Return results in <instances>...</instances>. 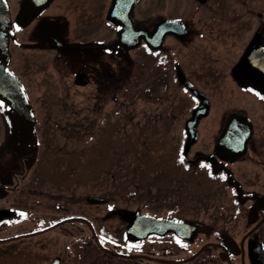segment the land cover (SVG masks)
Segmentation results:
<instances>
[{"label": "rangeland", "instance_id": "rangeland-1", "mask_svg": "<svg viewBox=\"0 0 264 264\" xmlns=\"http://www.w3.org/2000/svg\"><path fill=\"white\" fill-rule=\"evenodd\" d=\"M109 1L54 0L46 10L59 14L62 25L80 32L78 38L85 39L84 45L93 41V45H87L89 50L82 46L63 53L47 47L22 50L10 45L8 63L25 83L36 115L35 155L28 158L26 169L27 174L39 177L38 189L48 195L42 196L38 211L53 213L54 197L61 194V199L69 200L67 209L72 206L75 212L77 196L97 193L109 203L114 202L115 213L106 209L104 202L93 206L87 201L86 209L108 218L112 228L123 229L128 224V213L142 209L191 220L208 219L218 227L225 217L234 221L241 216L235 226L236 233L241 234L245 230L241 224L243 205L239 203L240 191L245 193L243 184L264 183V157L258 161L254 153L264 140V104L256 94L245 90L247 87L241 89L239 83L245 78L234 80L231 73L240 72L245 55L241 50L255 25L264 22V0H225L226 10L246 9L242 15L245 26L236 37L224 38L226 47L210 45L207 19L213 0L204 4L196 0H140L133 11L137 24L152 28L162 16H176L190 28L185 37L167 35L170 64L165 61L167 55L157 50L155 60L148 58L143 65L137 64L145 53L143 43L121 53L109 50L116 35L105 15ZM175 58L212 103L208 116L199 121L197 141L186 153L184 126L197 98L171 75L174 71H169L166 86H156L154 93L148 88L157 71L168 70L167 66L174 69ZM86 62L85 69L92 77L94 71L102 69V88L91 80L75 83L73 71ZM248 79L255 81L252 76ZM3 103L13 127L8 141L18 146L17 116L11 106ZM235 108L254 118L257 131L248 152L225 163L229 177L222 180L218 173L213 174L214 167L203 162L211 159L216 137ZM3 132L0 115V154L7 155ZM22 177V186L27 187L29 176ZM235 182L242 190H235ZM29 221L24 222V229L32 225ZM67 227L43 233L39 239H25L10 248L1 246L0 264H45L55 252L66 254Z\"/></svg>", "mask_w": 264, "mask_h": 264}, {"label": "flooded vegetation", "instance_id": "flooded-vegetation-1", "mask_svg": "<svg viewBox=\"0 0 264 264\" xmlns=\"http://www.w3.org/2000/svg\"><path fill=\"white\" fill-rule=\"evenodd\" d=\"M41 1L8 0L10 15L7 20L3 21L2 18L0 19V34L6 37L9 49L10 45L14 44L22 50L47 47L52 50L59 49L63 53H66L67 51H73V49H79L82 46L87 48V45H93V41L84 45L83 42L85 39L78 38V35L81 34L80 32L77 34L76 30L68 28L64 24L62 25L59 14H51L46 11L54 0H49L43 9L35 12L31 20L25 22V17L23 19L21 18L24 5L27 4L28 7L33 8L38 6ZM196 1L204 4L211 0ZM139 2L140 0L134 2L135 4L131 14L134 19V24L137 27L144 26L145 32L140 37L137 45L133 47L139 48L142 43L146 46L142 44L141 49H145V53L137 61V64L143 65L147 62L145 60H148V58L154 61L155 59L153 58L157 57L155 54L158 51L163 55H167L165 61H168L170 64L172 58L169 55L168 46L165 43L166 37L167 35L174 34L178 37H185V35L189 34V25L185 20L176 16H162L161 19L154 21L152 28L144 24H137L133 11ZM225 2V0H213V2H210L212 6L208 14L207 20L210 23L207 31L210 33V39L213 43L210 45L212 46H216L218 43L219 46L226 47L228 43L226 40L224 41V38H227L229 35L236 37L238 32L243 28L242 26H245L246 23V20L242 19V15H244L246 9L242 7L237 8L235 11L226 10L224 7L226 5ZM111 3L112 0L109 1L108 8ZM257 14L259 16L261 14L260 11ZM224 16L227 17V20H225ZM163 19H169L171 22L168 23V21H163ZM175 19L185 22V26L183 27L182 23L176 22ZM107 22L116 31L115 38L112 40L109 50L112 49L115 53L124 52L125 49H128L127 47L124 45H116L120 25L108 20ZM70 29L72 30L71 33ZM69 33L72 37L68 36ZM246 41L247 43L241 50L245 54L244 65L240 68V72L236 73L237 75L235 73L231 74L234 80L240 78V76L245 78L243 82L239 83L241 85L240 87H242L241 89L247 87L245 90L256 94L257 100L263 101V105L264 63H261V68H257L259 63H256L254 59L249 61L250 50L252 52L256 51L254 47L262 45V51L264 53L263 21H259L258 25H255L254 31ZM95 42L97 45L98 41L96 40ZM87 49L89 50V48ZM252 57H254V53ZM262 58L264 61V57ZM180 62L175 58L172 64L174 69L165 64L171 69L157 71L154 77L149 80L148 88H153L154 93V91L156 92V86H166L169 80V71H174L171 75L174 74L186 92L188 91L189 94L197 98L196 103L191 107L190 115L184 126L186 130V138L183 146L184 151L188 135L189 140H193L191 144L197 141L200 135L198 129L199 121L201 117L208 116L212 103L210 96L200 89L199 86H196L191 77L186 75ZM87 63L81 64L73 71L75 83L79 84V81L81 83H88L91 80L95 83L96 87L102 88V69L100 71H94L92 77L91 74H87V70L85 69L88 66ZM251 76L255 78L254 82L248 79ZM22 84L25 87L23 81ZM25 89L27 91L26 87ZM3 111L0 110L4 127L2 140L7 142V147L4 146L3 148L7 155L0 154V248L1 246L10 248L16 243L25 241V239H39L43 233L48 234L49 232L57 231L59 228L69 226L65 229L66 236H69L66 242V254L55 252V255L45 264H264V183L256 181L255 183L243 184L245 185V189H243L245 193L240 191L242 188L239 187V182L233 184L236 188L235 190L241 192L239 198L242 197V201L240 200L239 202L238 200L243 205L241 211L244 210L242 212L244 215H242L243 220L241 224L242 229L245 230L241 234L236 233L238 228H235L241 216H236L232 219L234 221H231L228 217L221 219V221L223 220L221 227L213 226L210 224L211 220L209 221L208 219H204L203 221L193 219L194 221L192 220L193 222L188 224V228L186 229H170L165 223L160 226L153 225L151 226L152 229L146 235L135 238L127 234V223L123 229L112 228L109 226L108 218L104 219L99 213L90 212L92 209L90 211L86 209L85 204L87 201L93 206L97 204L101 205L104 202L106 209L115 213L114 202L110 201L109 203L106 198L99 196L97 193L85 195L82 197L83 199L77 196L75 202L78 203L77 210L79 211L75 210V212H72V206H70V209H67L69 200L61 199L60 197L63 195L58 194V196L54 197V200L52 196L50 198L53 200L52 209H54V212L40 213L38 207L42 204V196L45 194L48 197V195L42 189H38V184L41 183L39 177L35 173L31 175H29L30 173L27 174L26 169L28 158L33 159L32 157L35 155V141L29 140L28 143L21 145L19 135L18 146L16 142L8 141L10 139L9 136L11 137L12 135L13 127L7 110L3 108ZM199 112L201 115H199ZM232 113H243L249 116L252 127L250 140H252L254 133L257 131L254 118L247 111L237 108L231 110L230 116ZM197 115H199L198 118H196ZM196 119L197 123L192 128L191 122L195 123ZM218 137H216V141ZM249 142L247 148H249ZM215 143L212 147L213 154L211 155V159H204V162H202L203 164L208 163L211 168L214 167L216 172L213 174L218 173L220 178L224 180L229 177L228 167L225 168V165L241 156L234 158L233 161L229 160L226 156L221 155L215 150ZM184 152L186 153L188 151ZM254 153L258 161L260 157H264V140L261 142L260 147L254 150ZM24 176L26 178L29 176L27 179L30 180V183L26 181L27 187H24L26 185L22 186L21 177L25 178ZM23 181L25 182V180ZM243 185L241 186L243 187ZM84 199L85 201H82ZM139 211L156 214L158 216H169L166 213H161L160 215L153 210L140 209ZM139 211L129 212L127 222L129 223L135 213ZM171 216L181 219L185 218L184 216ZM29 219H31L32 225L24 229V222H30Z\"/></svg>", "mask_w": 264, "mask_h": 264}, {"label": "water", "instance_id": "water-1", "mask_svg": "<svg viewBox=\"0 0 264 264\" xmlns=\"http://www.w3.org/2000/svg\"><path fill=\"white\" fill-rule=\"evenodd\" d=\"M135 1L136 0H112V3L108 8L106 14L108 20L120 25L116 45H124L127 48H132L137 45L140 37L145 32L144 26L137 27L134 24L131 11L134 7ZM48 2L49 0H42L38 6L33 8L28 7V5L25 4L21 18L23 19L25 17V22L31 20L35 12L43 9ZM0 9V19L2 18L3 21L7 20L10 15L7 0H0ZM164 20L168 21V23L171 22L169 19H163V21ZM175 20L176 22H181L183 27L185 26V22H182L179 19ZM254 48H256V51L252 52L250 50L249 61L254 59L256 63H259L257 68H261V63H264L262 58L264 57V53L262 51L263 47L260 45ZM0 53V98L13 108L15 115L17 116L20 144L23 145L24 143H28L29 140L36 141L37 137L34 126L35 115L33 107L18 74L14 73L7 63L10 52L6 37L3 36V34H0ZM253 53L254 57H252ZM199 115H201L200 112ZM199 115H197L196 118H198ZM196 123L197 119L195 123L191 122L192 128L195 127ZM223 128L224 129L221 132V135L217 138L218 140L215 143V150H217L221 155L226 156L229 160L233 161L234 158L243 155L248 150L247 145L252 133L251 121L249 116L243 113H232ZM186 141L184 151L189 149L193 140H189L188 135ZM193 221L187 218H171L164 215L158 216L156 214L139 211L131 218L126 229L128 235L140 238L141 236L146 235L148 231L152 229L151 226L153 225L160 226L165 223L168 227H170V229H186L188 228L187 225L191 224Z\"/></svg>", "mask_w": 264, "mask_h": 264}, {"label": "snow or ice", "instance_id": "snow-or-ice-1", "mask_svg": "<svg viewBox=\"0 0 264 264\" xmlns=\"http://www.w3.org/2000/svg\"><path fill=\"white\" fill-rule=\"evenodd\" d=\"M4 108V103L3 101H0V110H3ZM181 162H183V158H181Z\"/></svg>", "mask_w": 264, "mask_h": 264}, {"label": "trees", "instance_id": "trees-1", "mask_svg": "<svg viewBox=\"0 0 264 264\" xmlns=\"http://www.w3.org/2000/svg\"><path fill=\"white\" fill-rule=\"evenodd\" d=\"M3 111V110H2ZM4 112V111H3Z\"/></svg>", "mask_w": 264, "mask_h": 264}, {"label": "bare ground", "instance_id": "bare-ground-1", "mask_svg": "<svg viewBox=\"0 0 264 264\" xmlns=\"http://www.w3.org/2000/svg\"><path fill=\"white\" fill-rule=\"evenodd\" d=\"M186 225V224H185Z\"/></svg>", "mask_w": 264, "mask_h": 264}]
</instances>
